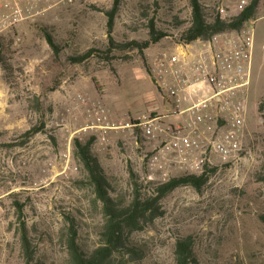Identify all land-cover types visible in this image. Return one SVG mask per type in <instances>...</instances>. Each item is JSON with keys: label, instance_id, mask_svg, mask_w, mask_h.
Here are the masks:
<instances>
[{"label": "rangeland", "instance_id": "374dc122", "mask_svg": "<svg viewBox=\"0 0 264 264\" xmlns=\"http://www.w3.org/2000/svg\"><path fill=\"white\" fill-rule=\"evenodd\" d=\"M200 2L212 22L221 1ZM192 14L191 0H0V264H26L24 225L32 264H72L74 233L86 256L104 246L103 206L75 146L76 139L92 137L93 154L118 204L155 196L176 177L206 180L200 191L183 186L169 193L161 201L163 214L128 235L127 246L139 250L138 258L121 250L107 264H176L177 241L187 236L195 240L199 264H264V0L257 20L243 29L253 26L255 44L241 152L227 160L211 152L209 142L223 124L213 109L203 125L204 147L195 156L203 167L165 176L149 167L162 141L125 128L143 116L168 127L188 123L180 113L185 105L179 107L167 88L153 82L152 70L164 53L178 48L193 69L196 48L209 41L187 49L182 34ZM236 18L224 20L234 24ZM152 27L166 37L146 48ZM243 30L237 32L242 36ZM227 33L237 37L234 30ZM89 52L87 60L77 61ZM198 88L196 102L204 97ZM100 105L108 117L104 125L112 129H87L97 124Z\"/></svg>", "mask_w": 264, "mask_h": 264}, {"label": "built area", "instance_id": "2783aa9c", "mask_svg": "<svg viewBox=\"0 0 264 264\" xmlns=\"http://www.w3.org/2000/svg\"><path fill=\"white\" fill-rule=\"evenodd\" d=\"M77 1L63 0L65 4ZM220 1L217 14L223 20L238 17L250 5L249 0ZM235 32L237 37L224 33L214 36L208 43L204 42L209 52H198L191 70H188V54L183 49L175 53H164L154 64L153 79L170 91L171 98L179 107L187 100L183 96L186 90L195 87L199 82L209 86L212 94L180 111L190 121L187 128L164 126L158 118L148 116H143L136 123L125 127L136 128L150 141H162V145L149 160L150 169L165 176L175 169L186 172L201 169L202 161L195 156L204 147L206 130L203 125L213 109L220 112L223 124L215 138L209 142L211 152L227 160L242 151L247 130L244 95L251 83L255 34L253 26L243 30L242 36ZM98 107L97 124L87 129H112L110 126L105 127L104 124L108 123L107 114L101 105ZM63 158L67 170L70 168L71 152L64 153Z\"/></svg>", "mask_w": 264, "mask_h": 264}, {"label": "trees", "instance_id": "16d2710c", "mask_svg": "<svg viewBox=\"0 0 264 264\" xmlns=\"http://www.w3.org/2000/svg\"><path fill=\"white\" fill-rule=\"evenodd\" d=\"M262 0H252L250 5L236 18L234 24L223 20L218 14L212 22L208 21L205 9L200 0H191L192 23L188 30L183 32L182 41L191 44L196 41H210L214 36L229 32L230 30L242 31L245 24L257 20V13ZM115 13L112 12L109 20L110 31L113 29ZM166 37V34L156 32L152 27L151 40L143 44L148 48L152 43H158ZM48 44L57 52L58 46L53 37L47 35ZM90 53L77 58L82 62L90 57ZM31 135L28 132L26 136ZM95 138L87 141L76 139V155L81 160L86 170L88 181L94 189L96 199L103 206L106 217V224L103 232L104 246L97 249L91 256L81 252L77 242L76 234L71 236L69 246L72 255V264H107L115 252L121 250L129 251L132 257H139V250L128 248L127 237L130 233L144 229L148 224L153 223L162 214L161 201L174 190L183 186H192L201 190L206 180L204 175H186L171 179L160 185L155 196H137L128 205H121L111 196V186L108 177L93 154L92 146ZM21 211V209H19ZM264 222V216L261 217ZM22 244L26 256V264H32L34 251L24 225ZM176 264H199L195 253V240L193 236H187L177 241L175 250Z\"/></svg>", "mask_w": 264, "mask_h": 264}, {"label": "crops", "instance_id": "0c3cea01", "mask_svg": "<svg viewBox=\"0 0 264 264\" xmlns=\"http://www.w3.org/2000/svg\"><path fill=\"white\" fill-rule=\"evenodd\" d=\"M191 48H193V44L187 45V49L189 51H191L190 50ZM179 49L180 48H178L177 51H179ZM205 49H206L205 52H207V51L209 52V48L208 47L200 46V49L196 48V50H198V51H197V54L196 55H193V59H194L195 56L197 57L198 52L204 51ZM196 88H198L199 90H201L202 92H204V97H203L202 100H205V99L209 98L211 96V94H212L211 89L205 83H203V82L197 83L195 87H193L191 89H187L186 92L183 94L187 98L186 102H183V106L185 105V108L190 107L192 104H194L196 102L195 101V97H194V93L196 92ZM168 102L170 103V100H168ZM167 110H168V112H170L171 111V108H167ZM187 122L188 123H186L185 126H183V125L180 124L178 127H174V128H177V129L187 128L188 125L190 124V121L187 119Z\"/></svg>", "mask_w": 264, "mask_h": 264}, {"label": "water", "instance_id": "95a60500", "mask_svg": "<svg viewBox=\"0 0 264 264\" xmlns=\"http://www.w3.org/2000/svg\"><path fill=\"white\" fill-rule=\"evenodd\" d=\"M153 82H156V80H155V79H153Z\"/></svg>", "mask_w": 264, "mask_h": 264}]
</instances>
